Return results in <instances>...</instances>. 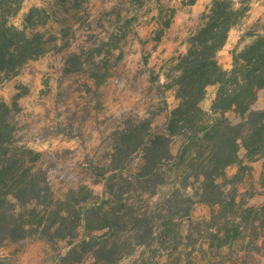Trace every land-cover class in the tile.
Wrapping results in <instances>:
<instances>
[{
	"label": "trees",
	"instance_id": "1",
	"mask_svg": "<svg viewBox=\"0 0 264 264\" xmlns=\"http://www.w3.org/2000/svg\"><path fill=\"white\" fill-rule=\"evenodd\" d=\"M22 2L0 0V77L14 75L47 51L38 29L41 8L29 10L22 29L10 22ZM244 11L234 0H211L201 25L188 36L187 51L172 58L174 74H168L166 87L177 104L167 108L161 125L149 116L126 121L111 160L100 166V193L81 185L56 196L46 171L36 166L38 153L14 143L9 116L0 114V247L34 236L67 241L74 263L118 264L142 249L152 255L130 264H158L155 252L174 242L192 245V211L205 204L212 207V233L224 239L221 248L228 241L247 240L248 248L236 256L241 264L264 253V200L238 202L232 181L238 177L226 173L240 160L241 146L249 157L264 156V107H252L264 88V34L253 33L251 43L235 47L229 69L217 60ZM208 85H216L210 111L201 107ZM230 112L233 118L226 115ZM176 137L180 145L174 153ZM261 183L264 187V173ZM165 186L166 193L150 205Z\"/></svg>",
	"mask_w": 264,
	"mask_h": 264
},
{
	"label": "rangeland",
	"instance_id": "2",
	"mask_svg": "<svg viewBox=\"0 0 264 264\" xmlns=\"http://www.w3.org/2000/svg\"><path fill=\"white\" fill-rule=\"evenodd\" d=\"M159 2L23 0L10 19L22 29L29 10L41 8L38 29L47 51L24 63L14 75L0 77V114L9 116L14 143L38 153L36 166L46 171L56 196L63 197L81 185L100 193V166L111 160L126 121L149 116L161 125L167 108L177 104L174 91L166 87L168 74H174L172 58L187 51L188 36L201 25V14L211 0ZM234 3L245 11L217 52L224 69L231 67L235 47L241 50L251 43L256 38L253 33L264 34V0ZM215 94L216 85H208L201 101L204 110H211ZM252 107H264V88L258 90ZM226 115L234 117L231 112ZM179 145L176 137L174 153ZM239 156L226 173L238 177L232 180L238 189L237 201L258 205L264 200V156L249 157L244 146ZM167 190V186L160 187L150 205L158 203ZM192 221V245L174 242L155 252L158 264H241L236 256L248 248L247 240L228 241L221 248L224 239L212 233L211 206L197 204ZM68 249L67 241L28 237L0 247V264H79L67 256ZM141 250L118 264L152 255ZM251 262L264 264V253L255 254Z\"/></svg>",
	"mask_w": 264,
	"mask_h": 264
}]
</instances>
